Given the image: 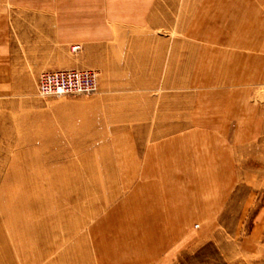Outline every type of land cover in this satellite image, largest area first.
Wrapping results in <instances>:
<instances>
[{"label":"rangeland","instance_id":"1","mask_svg":"<svg viewBox=\"0 0 264 264\" xmlns=\"http://www.w3.org/2000/svg\"><path fill=\"white\" fill-rule=\"evenodd\" d=\"M219 1L0 0V264H116L122 239L126 264H175L171 220L195 245L179 264H264V0H232L258 45L239 59L186 36L222 28ZM63 70L97 91L40 98Z\"/></svg>","mask_w":264,"mask_h":264},{"label":"crops","instance_id":"2","mask_svg":"<svg viewBox=\"0 0 264 264\" xmlns=\"http://www.w3.org/2000/svg\"><path fill=\"white\" fill-rule=\"evenodd\" d=\"M219 4H220V8H219V14L220 15H218V16H220V17H224L225 18V20H224V23H223V25L225 24V27L223 28V25H222V28H216V27H214V29L216 28V31H215V33L214 34H205V33H201V32H199V31H194V32H191V31H189V32H187L186 33V36H188L189 38H192V39H197V40H199V41H205V42H215L218 38H220V36H222L223 38H220V40H219V44H225V49H223V48H220L217 52H215L216 50H214V52H215V54L217 53V54H219V55H226L227 57L228 56H238V59H239V55H243L244 54V52H240V51H237V50H235V49H242V50H246V51H248V53H252L253 52V50L254 49H256V46H258V45H254V43L252 42V41H250L249 43L248 42H239V40H238V37L236 36L237 34H238V32L240 33V34H242V36L243 35H245L243 38H250V40L252 39L253 40V38L256 36L255 34H253V33H255V32H253L252 30H251V28L250 27H248V26H245V27H243V28H241V29H238L237 30V25L236 26H233V28L231 29L230 28V25H227V24H230V23H228L227 22V20H228V18H229V15H230V13H231V15H232V13H235V14H237L239 11H238V8L236 7V8H234V9H232V0H220L219 1ZM235 20V19H234ZM232 25L233 24H235V22H233V23H231ZM213 29V30H214ZM257 33V32H256ZM240 34H238V36L240 35ZM240 37V36H239ZM242 38V37H241ZM222 39V40H221ZM235 39V42L234 43H232V41ZM210 51V52H209ZM172 52H174V51H172ZM203 53L204 54H207V53H211V49H210V47L209 48H204L203 49ZM247 53V54H248ZM175 54V53H174ZM174 54H172V55H174ZM246 54V53H245ZM211 55V54H210ZM188 59V58H187ZM241 59V58H240ZM189 60V59H188ZM188 63H189V61H188ZM247 69V68H246ZM245 69H242V68H240V70H239V74H232V75H229L228 74V76L226 77V79H232V80H236V79H238L239 80V82L242 84V83H244L245 84V79H246V82H249V81H251V77H249V76H247L246 78L245 77H243L242 75L244 74V73H242L243 71H244ZM202 77V75H198V76H195V81L194 82H196V81H204L203 80V78H201ZM237 81V80H236ZM178 82H176V83H174V82H172L170 85V89H172V90H176L178 87H175V88H173L172 87V85L173 84H177ZM195 84V83H194ZM204 84L205 85H207V82H204ZM210 85V84H209ZM129 86H131V83L129 84ZM175 94H177V93H175ZM17 98H18V96H16ZM0 102H3V100L2 99H0ZM177 107L178 106H176L175 105V107H171V108H175V109H177ZM192 107H194V106H191V108ZM172 119H174L173 117H172ZM194 123L195 124H198V122H195L194 121ZM142 130H146L147 128H146V126H142V128H141ZM170 130H172L173 128L172 127H170L169 128ZM180 130H175V131H173L171 134H176V133H178ZM155 132H158V131H154V133ZM161 132H163V131H161ZM169 132V131H168ZM159 133V132H158ZM195 133H199V132H188L187 134H195ZM152 154H150L146 159V163H147V161L149 162L150 161V159L152 158ZM134 173V172H133ZM144 187H146V186H144ZM144 190V188H143V186L141 187V186H139V188H138V191L136 192V193H138L139 191H143ZM135 193V192H134ZM132 195H136V194H132ZM140 206L141 205H138V207H139V209H140ZM140 212V211H139ZM135 213V214H138L137 215V218L138 217H140V213ZM141 222H139V226H131L130 227V229L131 228H135V229H137L138 230V228H141V226L144 224V221H143V219L142 220H140ZM198 228V227H197ZM162 229H163V236H164V238H165V240H164V242L162 243V245H161V247L162 246H166L167 244H169V245H171L172 246V248L174 249L175 247L177 248V255H175L174 257H172L171 258V262H174L175 264H179V262H183V261H185V256H182V255H180V258L181 259H179V251H181L182 252V250H187V249H189L191 246H195V245H193L192 244V241H191V239L189 238V236H188V234L187 235H182V234H179L178 233V229H176V226H174V223H173V221L171 220L170 221V223L168 224V226H163L162 227ZM257 229H259V226H255L254 227V231L252 232V233H250V235L245 239V241L243 242V244H242V246L243 247H245V250L247 251L248 250V246H252L253 245V241L254 240H256V239H254V237H255V235L253 234V233H255V231L257 230ZM181 230H183V231H185L186 229L185 228H182ZM187 231H188V229H187ZM182 235V236H181ZM183 237L182 239H180L179 237ZM130 238H133L134 239V241L135 242H137V240H136V238L137 237H133V235H130L129 236ZM112 238H114V233H113V236H112ZM141 241V240H140ZM214 243L213 245H218V247L219 248H222L223 246H224V244L221 242V240H218V242L216 243V240L215 239H211V238H209V237H207V235H202V239H201V241L198 243V245H196V247H200V246H206L207 244H210V243ZM141 243H143V242H141ZM140 243V244H141ZM114 247L115 245H114V243H113V241H112V243H111V245H110V247ZM117 250H116V254H115V256H116V264H126V262L124 261L125 259H123V255H125V252H126V247H125V245H124V241H122V242H120L119 244H117ZM136 251V254H137V257L135 258V262H139L140 263V261H141V259H140V257H141V254H142V251H141V249L139 248V246H138V248L135 250ZM188 251V250H187ZM252 252V251H251ZM250 252V253H251ZM247 253V252H246ZM183 258H182V257ZM221 256V255H220ZM246 257H248L249 258V260L246 262L247 264H253V262H252V257H250L249 255H246ZM177 258V259H176ZM221 258V257H220ZM226 260H227V257L225 258ZM95 261H96V259H95ZM97 262V261H96ZM114 262V264H115V261H113ZM134 262V263H135ZM227 263L226 264H237V263H229L228 262V260L226 261ZM98 264H99V260H98Z\"/></svg>","mask_w":264,"mask_h":264},{"label":"built area","instance_id":"3","mask_svg":"<svg viewBox=\"0 0 264 264\" xmlns=\"http://www.w3.org/2000/svg\"><path fill=\"white\" fill-rule=\"evenodd\" d=\"M97 91V75L91 70L45 72L39 76L37 92L40 98L89 96Z\"/></svg>","mask_w":264,"mask_h":264},{"label":"bare ground","instance_id":"4","mask_svg":"<svg viewBox=\"0 0 264 264\" xmlns=\"http://www.w3.org/2000/svg\"><path fill=\"white\" fill-rule=\"evenodd\" d=\"M128 217H129V216H128ZM134 220H135V219H134ZM134 220H132V221H134ZM132 221H131V223H132ZM133 223H134V222H133ZM133 223H132V224H133ZM127 224H128V223H127ZM132 224L129 223V225H132ZM138 225H139V223H138ZM134 226H135V225H134ZM136 226H137V225H136ZM116 235H117V234H116ZM114 238H115V237H114ZM118 238H119V236H118ZM122 240L124 241V239H122Z\"/></svg>","mask_w":264,"mask_h":264}]
</instances>
